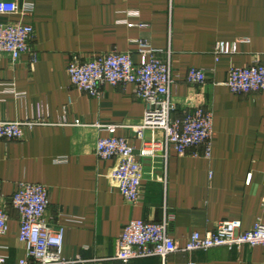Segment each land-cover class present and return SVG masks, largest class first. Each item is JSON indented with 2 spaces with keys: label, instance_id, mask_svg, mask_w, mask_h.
Masks as SVG:
<instances>
[{
  "label": "crops",
  "instance_id": "obj_1",
  "mask_svg": "<svg viewBox=\"0 0 264 264\" xmlns=\"http://www.w3.org/2000/svg\"><path fill=\"white\" fill-rule=\"evenodd\" d=\"M0 1L33 8L0 22L31 25L36 55L35 62L27 54L12 62L0 54V122L42 116L49 123L24 129L20 140L0 139V208L8 214L0 256L9 264L25 256L10 198L18 184L31 183L47 189L45 220L63 228V257L79 258L77 264H264V250L248 246L175 252L164 262L112 259L131 220L160 223L164 212L173 215L168 235L180 247L218 222L238 221L241 232L264 223V92L235 95L224 85L230 67L264 65V0ZM138 41L162 50L163 59L169 53L173 116L201 107L212 113L213 136L209 159L203 146L198 157L169 149L166 162L161 154L140 158L141 200L131 205L110 178L116 161L95 155L97 140L108 135L97 126H118L115 135L138 151L143 143L134 128L145 106L132 85H105L101 98L87 96L71 87L67 66L72 55L86 60L110 52L138 63ZM220 43L234 44L235 53L216 61ZM191 68L205 71L204 84L187 83Z\"/></svg>",
  "mask_w": 264,
  "mask_h": 264
},
{
  "label": "built area",
  "instance_id": "obj_2",
  "mask_svg": "<svg viewBox=\"0 0 264 264\" xmlns=\"http://www.w3.org/2000/svg\"><path fill=\"white\" fill-rule=\"evenodd\" d=\"M33 8H19L14 2L0 1V16L31 14ZM34 39L33 27L22 22H0V54L16 62L23 55H30L36 61L31 49ZM139 62L135 63L128 53L110 52L83 60L78 55L70 57L67 74L71 87L91 98H101L102 88L109 86H133L134 96L145 106L141 123L134 128L143 146L136 151L126 138L117 137L116 125H98L108 135L99 138L95 144V155L100 160H115L110 174L111 180L123 199L135 205L142 194V164L140 158H153L161 154L166 162L168 150L179 156L198 157V146L204 147L203 157H211L213 136L212 113L195 107L178 118L173 114L176 105L171 99V75L169 53L152 48L143 41L136 42ZM235 53L234 44H217L213 48L215 60ZM190 85H202L206 81L204 70L191 68L186 74ZM224 85L235 95L264 92V65L254 63L248 67H230ZM12 91V90H11ZM42 117L15 122H0V139L20 140L24 129L48 125ZM80 126L79 121L74 122ZM150 134L149 139L145 135ZM156 134H160L158 139ZM264 185V178H263ZM10 204L19 215V241L24 245L25 256L16 264H77L79 258L63 257L64 230L50 226L45 220L49 206L47 189L40 184L20 183L10 198ZM8 214L0 208V235L7 232ZM173 215L164 212L160 223L131 220L116 240L113 260L127 263L132 260L159 258L165 261L175 252L192 253L213 248L240 249L242 246L260 247L264 250V223L256 222L247 232L240 231V222H218L214 230L200 236L191 233L183 247L168 235ZM0 264H9L0 256ZM188 264H195L189 262Z\"/></svg>",
  "mask_w": 264,
  "mask_h": 264
}]
</instances>
